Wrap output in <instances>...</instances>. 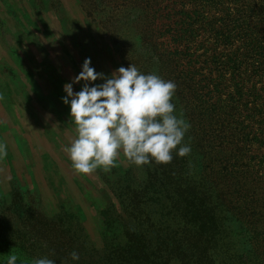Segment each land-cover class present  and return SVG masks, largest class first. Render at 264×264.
<instances>
[{"label":"trees","instance_id":"trees-1","mask_svg":"<svg viewBox=\"0 0 264 264\" xmlns=\"http://www.w3.org/2000/svg\"><path fill=\"white\" fill-rule=\"evenodd\" d=\"M107 1L97 6L125 30L122 66L177 85L172 102L190 124L182 143L191 151L141 165V180H117L108 214L117 230L102 246L0 210V261L264 264V0Z\"/></svg>","mask_w":264,"mask_h":264},{"label":"rangeland","instance_id":"rangeland-1","mask_svg":"<svg viewBox=\"0 0 264 264\" xmlns=\"http://www.w3.org/2000/svg\"><path fill=\"white\" fill-rule=\"evenodd\" d=\"M98 3L0 0V143L7 152L0 159V210L17 208L23 219L16 223H34L43 234L42 228L58 226L96 247L117 230L108 216L118 202L117 180L129 172L137 180L143 176L122 152L110 171L79 174L63 151L75 128L61 100L63 84L79 73L85 57L105 77L122 66L118 36L125 30ZM83 83H74L73 91Z\"/></svg>","mask_w":264,"mask_h":264},{"label":"clouds","instance_id":"clouds-1","mask_svg":"<svg viewBox=\"0 0 264 264\" xmlns=\"http://www.w3.org/2000/svg\"><path fill=\"white\" fill-rule=\"evenodd\" d=\"M97 79L103 82L92 83ZM80 81L85 83L74 92L73 84ZM176 87L174 81L131 64L105 77L85 57L79 73L63 84L61 97L75 125L73 138L63 147L74 170L79 174L97 168L110 171L121 152L136 166L169 163L173 150L178 156L188 155L191 146L182 141L190 124L182 113L176 114L172 102ZM6 154V146L0 143V159ZM70 258L78 261L79 254L73 251ZM17 261V255L10 254L0 264ZM31 264H55V260L41 256Z\"/></svg>","mask_w":264,"mask_h":264}]
</instances>
